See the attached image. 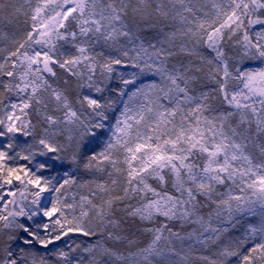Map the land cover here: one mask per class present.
Wrapping results in <instances>:
<instances>
[{
    "label": "snow or ice",
    "instance_id": "6c2138e0",
    "mask_svg": "<svg viewBox=\"0 0 264 264\" xmlns=\"http://www.w3.org/2000/svg\"><path fill=\"white\" fill-rule=\"evenodd\" d=\"M0 264H264V0H0Z\"/></svg>",
    "mask_w": 264,
    "mask_h": 264
},
{
    "label": "rangeland",
    "instance_id": "374dc122",
    "mask_svg": "<svg viewBox=\"0 0 264 264\" xmlns=\"http://www.w3.org/2000/svg\"><path fill=\"white\" fill-rule=\"evenodd\" d=\"M51 247V246H50Z\"/></svg>",
    "mask_w": 264,
    "mask_h": 264
}]
</instances>
